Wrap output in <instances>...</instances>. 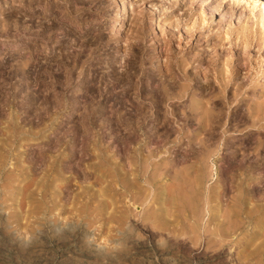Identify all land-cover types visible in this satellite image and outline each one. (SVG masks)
<instances>
[{"label": "rangeland", "instance_id": "obj_1", "mask_svg": "<svg viewBox=\"0 0 264 264\" xmlns=\"http://www.w3.org/2000/svg\"><path fill=\"white\" fill-rule=\"evenodd\" d=\"M260 15H264V0H0V216L4 214L0 227L5 228H0L4 231L0 234V264H96L97 260L98 264H264V145L258 148L255 140L258 133L264 136V129L239 121L230 107L229 116L223 119L229 129L219 148L211 143L206 150L199 140L207 139L210 144L215 139L208 132L194 139L192 133L179 130L180 123L171 112L174 101L166 104L162 100L161 106L154 107L155 97L138 92L137 82L147 79L139 68L128 65L132 59L138 65L143 57L146 70L164 66V40L169 41L172 52L203 50L206 59L217 53L221 62L233 57L235 63L240 56L244 58L240 80L247 85L242 96L246 106H241L244 112L240 116L247 120L248 100L251 105L252 98H264V25L258 24ZM136 28L143 33L135 34ZM136 36L143 44L141 56L138 53L134 58ZM206 62L200 66L210 70V79L214 74ZM196 126L193 123L191 128ZM215 134L212 136L217 138ZM140 151L150 156L155 153L149 170L159 168L161 172L165 167L168 171L157 179L152 191L143 189L132 200V194L115 179L126 175L130 157ZM213 159L218 165L217 179ZM186 165L193 166L192 175L203 170L206 188L221 190L220 202L212 201L209 211L198 205L200 191L185 186L193 179H174L173 172ZM182 180L185 190L179 187ZM240 181L253 190L248 193L250 201L235 208ZM84 242L93 245L91 248L98 246L102 253L114 251L117 255L114 260L104 258L105 263L89 256ZM22 247H26L25 253Z\"/></svg>", "mask_w": 264, "mask_h": 264}, {"label": "bare ground", "instance_id": "obj_2", "mask_svg": "<svg viewBox=\"0 0 264 264\" xmlns=\"http://www.w3.org/2000/svg\"><path fill=\"white\" fill-rule=\"evenodd\" d=\"M130 3V2H129ZM131 3H132V1H131ZM127 5H128V3H127ZM215 9V8H214ZM212 10V12L211 13H213V12H215V10H213V9H211ZM175 11V10H174ZM157 17V16H156ZM135 19V18H134ZM132 20V19H131ZM136 20V19H135ZM258 24H259V22H260V25L262 24V25H264V15H260L259 17H258ZM139 21V20H138ZM133 22H134V20H133ZM132 21H131V23H133ZM134 24V23H133ZM136 24H138V22L136 23ZM135 24V25H136ZM132 25V24H131ZM134 25V26H135ZM139 25V24H138ZM138 25H136V26H138ZM140 26V25H139ZM132 27H133V25H132ZM151 29V28H150ZM134 30L135 29H133V32H134ZM139 30H141L140 28H139ZM131 32H132V30H131ZM140 31H138V28H136V33L135 34H137V33H139ZM142 32V31H141ZM140 32V33H141ZM229 32V31H228ZM143 33V32H142ZM145 33V32H144ZM230 33V32H229ZM140 35V34H139ZM145 35V34H144ZM143 35V36H144ZM154 36V35H153ZM132 37H134V36H132ZM132 37H128V39L129 38H131L132 39ZM137 38H139V40H136V43H134V44H136V46H135V50L137 49L138 51H136V55H135V57L134 58H136V56L138 55V53H140L139 51V49L141 48V46L142 45H140V44H143V42H142V40H141V37H142V34H141V37L140 36H136ZM135 37V38H136ZM241 38V37H240ZM99 39V38H98ZM124 39V38H123ZM127 39V38H126ZM115 40V39H114ZM121 40V39H120ZM133 40H134V38H133ZM144 40V39H143ZM158 40V39H157ZM127 41V40H126ZM131 43V42H130ZM163 43H164V46H165V49L164 50H166L167 51V55H166V59H165V62H164V66H155V68H150L149 70H146L145 69V67H144V61L143 60H141V59H143V57H139V59H140V62H139V64L138 65H136V63H135V59H132L131 61H130V63L128 62V65L130 66V67H137V68H139L140 69V71H141V76H144L146 79H147V81H145L144 80V82H143V80L141 79V80H139L140 82L138 83L137 82V88L139 89V91L138 92H142V93H145V95H148V96H150V97H155V100H157V102H155L154 103V107L156 106V107H159V106H161V103H162V100H164L165 102L168 100H173L174 102V104H173V108H172V110H171V112L173 113V115H174V117H175V119H176V122H178V123H180V128H179V130H181V131H183L184 133H192V135H195V138L194 139H197L196 137H198V135L200 136V134L202 133V134H205V133H203V132H208L210 135H211V139H215L214 140V142H211L210 141V144L208 143V141H207V139L206 140H204V139H200L199 140V143H201V145L202 146H204L205 148H206V150L207 149H209V147H211L212 145H211V143L213 144V143H215L216 145V147H218V146H220V145H218L219 143H220V140L223 138V137H225V136H223V134H225V132H227L228 131V129L229 128H227L228 126H225V125H223V124H225L224 122H223V119H226L225 118V116H229V114L230 113H228V110H229V108L231 107H233V109H235V112H237V114L239 115V121H243V123H249L248 125H250L251 127H257V129L258 128H262V129H264V98H262V97H264V96H262L261 98L262 99H253L252 98V100H250V101H252L251 102V105L249 104V100H248V103H247V111L245 112L247 115H249L250 116V118H248L247 117V120L246 119H242V117L240 116V114L242 113V112H244V111H241L242 109H241V106H243V104H244V102H246V101H243V98H242V96L244 95L243 94V88H244V86H247V85H245L246 83L245 82H243V79L242 80H240V71H241V69L242 68H244L243 67V62H242V59H244V58H240V54H237V56H239L238 57V59H236L237 60V62L235 63V61L234 60H232L233 59V57H232V59H222L223 61L221 62V60H220V56L217 54V53H213L211 56H208V59H206L205 58V56H203V54H204V51L202 50V52H191V51H187V50H185V49H183V48H180V49H178L177 50V52H172V49H171V47L169 46V44L167 45V43H169V41H163ZM163 43L161 44L162 46H163ZM245 45V44H244ZM145 46V45H144ZM131 48H133V47H131ZM164 48V47H163ZM244 48H246L245 46H244ZM134 49V48H133ZM145 49V48H144ZM141 50H143V49H141ZM225 51H227V50H225ZM133 53V52H132ZM134 53H135V51H134ZM159 53H161V52H159ZM226 53H229L228 51L226 52ZM232 53V52H231ZM240 53V52H239ZM143 55H144V53H143ZM147 55V54H146ZM160 55V54H159ZM133 56H134V54H133ZM140 56H141V53H140ZM229 57H230V55H229ZM228 58V57H227ZM235 58H236V56H235ZM146 59V58H145ZM144 59V60H145ZM208 60V62L211 64V66H212V73L214 74V76H210V79H209V71H207V69H205V68H201V66L200 65H203V63H205V61L206 60ZM241 59V60H240ZM137 62V61H136ZM208 62H206L207 64H209ZM220 63H222V65L220 64ZM215 64H216V67H215ZM219 64H220V67H219ZM157 65V64H156ZM207 66V65H206ZM205 66V67H206ZM143 67H144V69H143ZM161 67H163V68H161ZM208 67V66H207ZM247 68V67H246ZM133 69V68H132ZM133 70H135V69H133ZM248 71V70H247ZM137 72V71H136ZM134 73V72H133ZM138 73V72H137ZM133 77V76H132ZM137 78V77H136ZM140 78V77H139ZM211 78H212V80H211ZM69 79V78H68ZM158 79H160V81L159 82H156V81H158ZM132 80V79H131ZM130 80V81H131ZM135 80V79H134ZM201 81H203V83L201 84ZM206 83H205V82ZM258 81V80H257ZM136 82V81H135ZM146 82V83H145ZM134 83V82H133ZM205 83V84H204ZM252 83V82H251ZM135 84V83H134ZM133 84V85H134ZM248 84V83H247ZM256 84V83H255ZM251 85V87H252V84H250ZM262 85V84H261ZM129 86H130V84H129ZM136 86V85H135ZM256 86V85H255ZM132 87H134V86H132ZM131 87V88H132ZM133 89V88H132ZM205 89H207V90H205ZM245 89V88H244ZM136 90V89H135ZM136 91V92H137ZM206 92V94H205V96L203 95V93H205ZM129 92V91H128ZM138 92H137V94H138ZM250 92V91H249ZM261 92H264V91H261ZM199 95V96H198ZM201 95V96H200ZM146 98V97H145ZM250 99V98H249ZM154 100V101H155ZM245 100V99H244ZM145 103V102H144ZM144 103L141 105V106H145L144 105ZM156 104V105H155ZM166 104H167V102H166ZM249 104V105H248ZM131 105V104H130ZM162 105H164V103L162 104ZM245 105V104H244ZM139 106V105H138ZM141 106H139V107H141ZM246 106V105H245ZM136 107V106H135ZM138 107V108H139ZM142 108V107H141ZM163 108V107H162ZM161 108V109H162ZM144 109V108H143ZM159 109V108H158ZM158 109H156V110H158ZM160 109V110H161ZM132 110H134V109H132ZM140 110V109H139ZM147 110V109H146ZM130 111V110H129ZM135 111V110H134ZM136 111H138V109H136ZM143 110H141V112H142ZM143 112H146V111H143ZM234 112V113H235ZM130 113V112H129ZM228 113V114H227ZM232 113V112H231ZM233 113V114H234ZM135 114V113H134ZM245 114V115H246ZM132 115V114H131ZM139 115V114H138ZM144 116V115H143ZM146 116V115H145ZM234 116H235V114H234ZM242 116H243V118L245 117L243 114H242ZM135 117V116H134ZM139 117V116H138ZM137 117V118H138ZM238 117V116H237ZM143 118V117H142ZM163 118V117H162ZM233 118V117H232ZM235 118V117H234ZM136 120V119H135ZM163 120V119H162ZM228 120H229V118H228ZM236 120H237V118H236ZM236 120H234V121H236ZM246 120V121H245ZM137 122V121H136ZM182 122V123H181ZM227 122V121H226ZM237 122V121H236ZM235 122V126H236V123ZM185 123V124H184ZM193 123H196L197 124V126L196 127H194V128H191V126H193ZM232 123V122H231ZM231 123H230V125H231ZM234 123V122H233ZM242 123V124H243ZM130 124H131V122H130ZM177 124V123H176ZM172 125V124H171ZM185 125V126H184ZM223 125V126H222ZM238 126V125H237ZM249 127V126H248ZM157 128V127H156ZM231 128V127H230ZM157 131V130H156ZM136 132V131H135ZM257 132V131H256ZM171 133V132H170ZM214 133H216V134H218V137L217 138H214L212 135L214 134ZM137 134V133H136ZM185 134V135H186ZM215 134V135H216ZM139 135V134H138ZM170 135V134H169ZM191 135V134H190ZM130 136V135H129ZM186 136H188V135H186ZM185 136V137H186ZM244 136V135H243ZM99 137V136H98ZM216 137V136H215ZM248 137V136H247ZM131 138H133V137H131ZM169 138V137H168ZM189 138H191V137H189ZM193 138V137H192ZM202 138V137H201ZM137 139V138H136ZM135 139V140H136ZM141 139V138H140ZM187 139H188V137H187ZM211 139H209V140H211ZM254 139V138H253ZM135 140H133V141H131V142H134ZM175 140V139H174ZM248 140V139H247ZM256 143H257V146H258V148L260 147L261 148V145H264V136H260L259 135V133H258V137H256ZM180 141V140H179ZM190 141V140H189ZM213 141V140H212ZM246 141V140H245ZM102 142V141H101ZM160 142V141H159ZM241 142V141H240ZM242 142H243V140H242ZM255 142V141H254ZM150 143V142H149ZM198 143V144H199ZM136 144V143H135ZM144 144V143H143ZM196 144V143H195ZM244 144H246V143H244ZM243 144V145H244ZM146 145V144H145ZM152 145V144H151ZM159 145V144H158ZM190 145V144H189ZM189 145H188V147H189ZM193 145V144H192ZM211 145V146H210ZM141 146V145H140ZM184 146V145H183ZM238 146V145H237ZM245 146V145H244ZM134 147V146H133ZM146 147V146H145ZM161 147V146H160ZM142 148V147H141ZM140 148V149H141ZM149 148H150V146H149ZM179 148V147H178ZM190 148V147H189ZM193 148V147H192ZM197 148V147H196ZM219 148V147H218ZM230 148V147H229ZM244 148V147H243ZM249 148V147H248ZM199 149H200V146H199ZM199 149H197V150H199ZM245 149V148H244ZM95 150V149H94ZM135 150V149H134ZM143 150V149H142ZM141 150V151H142ZM153 150H155V149H153ZM195 150V149H194ZM194 150H193V152H194ZM201 150V149H200ZM237 150V149H236ZM240 150V149H239ZM261 150L262 151H264V147H262L261 148ZM139 151V150H138ZM138 152V153H136V155H135V157H130V160L128 161V166H129V169L127 170V172H126V175L125 176H123V178H118L117 177V179H115V183L116 182H121L123 185L122 186H124V188L126 189V191L128 192V193H130V195L132 194V196H130V198H132V200H135V199H137L138 198V196H140V193H141V191L143 190V189H151V191L153 190L152 188L155 186V182L157 181V179L161 176V175H164L165 173H166V170H167V168H165L164 166H163V164H161L164 168H162L163 170H161V172H159L158 171V169L157 168H151L150 170L148 169V164L150 163V158L152 157V156H154V151L152 152V156H150V155H144V153H142V152ZM188 151H190V150H188ZM216 151H217V149H216ZM228 151V150H227ZM230 151V150H229ZM235 151V150H234ZM247 151V150H246ZM255 151V150H254ZM146 152V151H145ZM149 152V151H148ZM157 152V151H156ZM191 152V151H190ZM208 152V151H207ZM207 152H205V153H207ZM253 152V151H252ZM257 152V151H256ZM128 153V152H127ZM126 153V154H127ZM197 153V152H196ZM220 153V152H219ZM218 153V154H219ZM233 153V152H232ZM258 153V152H257ZM262 153H264V152H262ZM114 154V153H113ZM150 154V153H149ZM177 154H179V153H177ZM193 154V153H192ZM200 154V153H199ZM214 154V153H213ZM181 155V154H180ZM189 155H190V153H189ZM194 155V154H193ZM208 155V154H207ZM235 155V154H234ZM257 155V154H256ZM260 155V154H259ZM109 156V155H108ZM119 156V155H118ZM123 156V155H122ZM158 156V155H157ZM186 156V155H185ZM185 156H183V157H185ZM188 156V155H187ZM195 156V155H194ZM193 156V157H194ZM200 156V155H199ZM204 156V155H203ZM202 156V158L204 159L205 158V156L203 157ZM210 156V155H209ZM212 156V155H211ZM230 156H232V155H230ZM229 156V157H230ZM243 156H245V155H243ZM117 157V156H116ZM189 157V156H188ZM190 157H192V156H190ZM213 157V156H212ZM262 157H264V156H262ZM152 158H154V157H152ZM195 158V157H194ZM197 158V157H196ZM227 158V157H226ZM233 158V157H232ZM245 158V157H244ZM179 159V158H178ZM234 159H235V157H234ZM242 159V158H241ZM255 159V158H254ZM153 160V159H152ZM215 159H213L212 160V166L214 167V171H215V179H217V177H219V171H218V165L215 163V161H214ZM231 160V159H230ZM238 160V159H237ZM249 160V159H248ZM259 160V159H258ZM114 161V160H113ZM155 161V160H154ZM203 161H205V160H202V162ZM234 162H235V160H233ZM242 161H244V159L242 160ZM160 162V161H159ZM259 162V161H258ZM262 162H264V160H262ZM124 163V162H123ZM156 163H157V160H156ZM162 163V162H161ZM232 163V162H231ZM239 163H240V161H239ZM246 163V162H245ZM249 163V162H248ZM257 163V162H256ZM255 163V164H256ZM125 164V163H124ZM165 164H167V163H165ZM202 164V163H201ZM219 164V163H218ZM238 164V163H237ZM240 164H242V163H240ZM262 164H264V163H262ZM152 165H154V164H152ZM200 165V164H199ZM205 165V164H204ZM246 165V164H245ZM250 165V164H249ZM123 166V165H122ZM149 166H150V164H149ZM159 166V165H158ZM180 166V165H179ZM257 166V165H256ZM152 167H154V166H152ZM193 166L192 165H186V167L184 168V169H181L180 170V172H177L176 170L173 172V177H174V179H184V180H186V179H195L194 180V182H193V180H192V182H186V185L185 186H188L189 185V188H191L192 190H196L197 192H199L200 191V193H201V197H202V200H201V202H198V205H201L203 208H205V209H207V211H209V209L210 208H208V207H210V204H211V202L212 201H217V203H219L220 202V200L218 199L219 197H221L220 195H219V191H221V190H218V188H206V185H205V182H206V179H205V174H203V170L201 171V170H199L198 171V173L196 172V175H192V171H191V168H192ZM202 167V166H201ZM200 167V168H201ZM204 167V166H203ZM242 167V166H241ZM104 168V167H103ZM119 168V167H118ZM121 168V167H120ZM182 168V167H181ZM229 168V167H228ZM244 168V167H243ZM252 168V167H251ZM106 169H107V167H106ZM161 169V168H160ZM170 169V168H169ZM245 169H246V167H245ZM110 170V169H109ZM178 170V169H177ZM253 170V169H252ZM123 171V170H122ZM168 171V170H167ZM172 171V170H171ZM170 171V172H171ZM247 171H249V169H247ZM260 172V171H259ZM114 173V172H113ZM172 173V172H171ZM252 173V172H251ZM170 174V173H169ZM208 174V173H207ZM115 175V174H114ZM242 176H243V174H241ZM246 175H248V174H246ZM86 176V175H85ZM121 176V177H122ZM245 176V175H244ZM169 177V176H168ZM213 177H214V174H213ZM234 177V176H233ZM241 177V176H240ZM239 177V178H240ZM100 178V177H99ZM110 178V177H109ZM237 178V177H236ZM242 178V177H241ZM246 178V177H245ZM243 179V178H242ZM113 180H114V178H113ZM184 180H182L181 181V184L179 185V187H180V189L182 188V186H184L183 184L185 183V181ZM109 181H111V180H109ZM245 181V180H244ZM112 182V181H111ZM140 182H143V184H141ZM231 182V181H230ZM233 182V181H232ZM110 183V182H109ZM115 183H113V184H115ZM159 183H162V181L160 182L159 181ZM164 184L166 183V182H163ZM176 183H178L177 181H176ZM112 184V185H113ZM156 184H157V182H156ZM163 184V185H164ZM167 184V183H166ZM220 184V183H219ZM119 185V184H118ZM235 185V184H234ZM113 186H115V185H113ZM112 186V187H113ZM175 186V185H174ZM174 186H173V189H174ZM119 187V186H118ZM164 187H165V185H164ZM170 187V186H169ZM177 187V186H176ZM232 187V186H231ZM115 188V187H114ZM117 188V187H116ZM115 188V189H116ZM166 188V187H165ZM172 188V187H171ZM237 188H238V194H237V196H236V200H235V208H236V206H238L239 208L242 206V205H244V203L245 202H247V201H250V200H248L249 199V194L248 193H250L252 190H253V188H249V189H246L244 186H242L241 185V181H240V183H239V185H237ZM124 189V190H125ZM147 189V190H148ZM166 189H168V187L166 188ZM165 189V190H166ZM183 189V188H182ZM181 189V190H182ZM183 190H185V189H183ZM261 190V189H260ZM116 191V190H115ZM150 191V190H149ZM157 191V190H156ZM173 191V190H172ZM175 191V190H174ZM227 191V190H226ZM225 191V192H226ZM148 192V191H147ZM165 192V191H164ZM176 192H177V190H176ZM142 193H143V191H142ZM157 193H158V191H157ZM185 193V192H184ZM187 193V192H186ZM218 193V194H217ZM235 193V192H234ZM252 193V192H251ZM118 194V193H117ZM125 194V193H124ZM146 194V193H145ZM148 194H150V196H151V194L152 193H149L148 192ZM167 194H171V193H169V190H168V193ZM177 194H179L178 192H177ZM183 194V193H182ZM188 194V193H187ZM198 194V193H197ZM176 195V194H175ZM174 195V196H175ZM185 195V194H184ZM113 196V195H112ZM115 196V195H114ZM113 196V197H114ZM153 196V195H152ZM163 196V195H162ZM178 196V195H177ZM225 196V195H224ZM148 197V196H147ZM167 198H169V196H166ZM165 197V198H166ZM180 197V196H179ZM184 196H182L181 198H183ZM189 197H191V196H189ZM197 197V196H196ZM226 197V196H225ZM96 198V197H95ZM124 198H125V196H124ZM149 198V197H148ZM153 198V197H152ZM151 198V199H152ZM185 198V197H184ZM193 198V197H192ZM111 199H114V198H112L111 197ZM150 199V200H151ZM162 199V198H161ZM179 199V198H178ZM255 199V198H254ZM121 200V199H120ZM132 200H130V201H132ZM146 200H147V198H146ZM145 200V201H146ZM168 200V199H167ZM170 200V199H169ZM188 200V199H187ZM117 200H115V202H116ZM138 201V200H137ZM144 201V202H145ZM152 201V200H151ZM153 201H156V200H154L153 199ZM152 201V202H153ZM161 201V200H160ZM179 201V200H178ZM182 201V200H181ZM186 201V200H185ZM223 200H222V198H221V202H222ZM100 202V201H99ZM127 202H129V200H127ZM176 202V201H175ZM183 202V201H182ZM189 202V201H188ZM196 202V201H195ZM106 203V202H105ZM136 203H138V202H136ZM147 203H149V202H147ZM214 203V202H213ZM212 203V204H213ZM126 204V203H125ZM142 203H140V205H141ZM152 204V203H151ZM163 204H164V202H163ZM165 204H166V202H165ZM184 204H186V202L184 203ZM260 204V203H259ZM103 205V204H102ZM116 205V204H115ZM145 205H148V204H145ZM157 205V204H156ZM169 205V204H168ZM174 205V204H173ZM178 205V204H177ZM187 205V204H186ZM106 206V205H105ZM137 206H139L138 204H136V206L134 205V207L135 208H137ZM180 206H181V204H180ZM179 206V207H180ZM193 206V205H192ZM220 206V205H219ZM114 207V206H113ZM151 207V206H150ZM149 207V208H150ZM166 207V206H165ZM170 207V206H169ZM183 207H186L185 205L183 206ZM216 207H218V206H216ZM224 207V206H223ZM222 207V208H223ZM234 207V206H233ZM255 207V206H254ZM261 207V206H260ZM119 208V207H118ZM125 208V207H124ZM130 208V207H129ZM133 208V207H132ZM131 208V209H132ZM152 208V207H151ZM176 208V207H175ZM181 208V207H180ZM214 208V207H213ZM221 208V209H222ZM242 208V207H241ZM114 209H115V207H114ZM167 209V208H166ZM174 209V208H173ZM187 209H189V208H187ZM186 209V210H187ZM220 209V210H221ZM232 209V208H231ZM1 210V209H0ZM120 210V209H119ZM172 210V209H171ZM203 210V209H202ZM219 210V209H218ZM223 210V209H222ZM235 210V209H234ZM246 210V209H245ZM244 210V211H245ZM256 210H259V209H257L256 208ZM2 211V210H1ZM146 211V210H145ZM150 211H151V209H150ZM153 211H154V209H153ZM205 211V210H204ZM250 211V210H249ZM148 212V211H147ZM157 212H158V210H157ZM166 212V211H165ZM174 212H176V211H174ZM190 212V211H189ZM212 212V211H211ZM240 212V211H239ZM248 212V211H247ZM113 213H115V212H113ZM150 213V212H149ZM152 213V212H151ZM167 213H168V211H167ZM179 213V212H178ZM185 213V212H184ZM218 213H221V212H216V214H218ZM237 213V212H236ZM116 214V213H115ZM147 214V213H146ZM181 214V213H180ZM191 214H192V212H191ZM200 214V213H199ZM210 214V213H209ZM249 214V213H248ZM256 214V213H255ZM261 214H264V213H261ZM2 215V214H1ZM4 215V214H3ZM2 215V216H3ZM150 215V214H149ZM162 215H163V213H162ZM161 215V216H162ZM220 215V214H219ZM229 215V214H228ZM242 215V214H241ZM253 215V214H252ZM252 215H250V216H252ZM2 216H0L1 217V220H0V222L3 220V217ZM110 216V215H109ZM125 216V215H124ZM135 216V215H134ZM145 216V215H144ZM147 216V215H146ZM151 216V215H150ZM155 216V215H154ZM153 216V217H154ZM157 216V215H156ZM156 216H155V218H156ZM164 216H166V215H164ZM163 216V217H164ZM185 216H187V215H185ZM190 216V215H189ZM188 216V217H189ZM195 216V215H194ZM216 216V215H215ZM235 216V215H234ZM244 216H245V214H244ZM262 216H264V215H262ZM11 217V216H10ZM113 217V216H112ZM118 217H120V216H118ZM152 217V218H153ZM163 217H161V218H163ZM171 217H172V215H171ZM202 217V216H201ZM206 217V216H205ZM220 216H218L217 218H219ZM259 217V216H258ZM6 218V217H5ZM12 218V217H11ZM10 218V219H11ZM13 218L15 219L16 217H14L13 216ZM114 218V217H113ZM121 218V217H120ZM130 218V217H129ZM128 218V219H129ZM177 218H179V217H177ZM180 218H182V217H180ZM190 218H192V216L190 217ZM196 218V217H195ZM230 218H231V216H230ZM251 218V217H250ZM257 218V217H256ZM7 219V218H6ZM13 219V220H14ZM117 219V218H116ZM123 219H126V217H122V219L121 220H123ZM132 219V218H131ZM131 219H129V221L131 220ZM138 219V218H137ZM141 219V218H140ZM147 219V218H146ZM149 219H150V217H149ZM154 219V218H153ZM158 219V218H157ZM156 219V220H157ZM166 219V218H165ZM174 219V218H173ZM183 219H185V217L183 218ZM198 219V218H197ZM211 219V218H210ZM224 219V218H223ZM228 219H229V217H228ZM248 219V218H247ZM253 219V218H252ZM262 219V218H261ZM187 220V219H186ZM193 220V219H192ZM191 219H190V221H192ZM196 220V219H195ZM222 220V219H221ZM225 220V219H224ZM236 220H237V217H236ZM254 220V219H253ZM5 221V220H4ZM7 222H8V220H6ZM15 221H16V219H15ZM120 221V220H119ZM124 221V220H123ZM135 221V220H134ZM141 221V220H140ZM159 221V220H158ZM161 221V220H160ZM171 221V220H170ZM198 221V220H197ZM220 221V220H219ZM244 221V220H243ZM47 222V221H46ZM45 222V223H46ZM126 222V221H125ZM156 222V221H155ZM183 222V221H182ZM193 222V221H192ZM195 222V221H194ZM221 222V221H220ZM235 222H237V221H235ZM1 223H3V222H1ZM122 223V222H121ZM129 222H127V224H128ZM130 223H132V222H130ZM134 223V222H133ZM197 223V222H196ZM233 223V222H232ZM256 223V222H255ZM4 224V223H3ZM54 224V223H53ZM52 224V225H53ZM120 224V223H119ZM124 223H122V225H123ZM126 224V223H125ZM126 224V225H127ZM171 224V223H170ZM173 224V223H172ZM171 224V225H172ZM217 224H218V222H217ZM224 224V223H223ZM41 226H43V224H40ZM48 224H46L45 226H47ZM50 225V224H49ZM51 225V226H52ZM117 225V224H116ZM129 225H132V224H129ZM136 225V224H135ZM225 225V224H224ZM227 225H229V224H227ZM227 225H225V226H227ZM231 225V224H230ZM1 226H2V224H1ZM10 226V225H9ZM8 226V227H9ZM51 226H50V228H51ZM73 226V225H72ZM121 226V225H120ZM119 226V227H120ZM134 226V225H133ZM132 226V227H133ZM217 226V225H216ZM215 226V227H216ZM220 226V225H219ZM5 227H7V226H5ZM53 227V226H52ZM71 227V226H70ZM123 227H125V225L123 226ZM135 227V226H134ZM134 227H133V229H134ZM145 227V226H144ZM144 227H142V228H144ZM196 227V226H195ZM224 227V226H223ZM222 227V228H223ZM255 227V226H254ZM1 229L3 228V230H5V228L4 227H0ZM41 228V227H40ZM54 229H56L57 230V228L56 227H53ZM65 228V227H64ZM66 228H67V226H66ZM72 228V227H71ZM74 228V227H73ZM126 228V227H125ZM129 228V227H128ZM131 228V227H130ZM233 228V227H232ZM6 229H8V228H6ZM49 229V228H48ZM53 229V230H54ZM85 229V228H84ZM117 229H118V227H117ZM127 229V228H126ZM125 229V230H126ZM132 229V228H131ZM217 229V228H216ZM219 229V228H218ZM221 229V228H220ZM226 229H227V227H226ZM225 229V230H226ZM231 229V228H230ZM9 230V229H8ZM38 230V229H37ZM60 229H58V231H59ZM66 230H68V229H66ZM72 230V229H71ZM71 230H69V231H71ZM124 230V231H125ZM129 230V229H128ZM210 230V229H209ZM39 231V230H38ZM42 231H43V229H42ZM48 231V230H47ZM65 231V230H64ZM74 231V230H73ZM80 231V230H79ZM119 231H121V229L119 230ZM130 231V230H129ZM134 231V230H133ZM222 230H220V232H221ZM1 232L3 233L4 231H0V234H1ZM7 232V231H6ZM44 232V231H43ZM42 232V233H43ZM56 232V231H55ZM60 232V231H59ZM59 232H57V234L59 233ZM66 232V231H65ZM81 232V231H80ZM116 232V231H115ZM128 232V231H127ZM127 232H126V234H127ZM215 232V231H214ZM37 233V232H36ZM35 233V234H36ZM40 233V232H39ZM67 233H68V231H67ZM73 233V232H72ZM76 233V229H75V231H74V233L73 234H75ZM84 233V232H83ZM82 233V234H83ZM117 233V232H116ZM132 233V232H131ZM217 233V232H216ZM49 234H51L50 232H49ZM55 234V233H54ZM56 234V235H57ZM69 234V233H68ZM81 234V235H82ZM119 234V233H118ZM121 234V233H120ZM119 234V235H120ZM123 234V233H122ZM125 234V235H126ZM218 234V233H217ZM222 234H223V232H222ZM45 235H47V234H45ZM62 235V234H61ZM63 235H65V234H63ZM71 235V234H70ZM79 235V234H78ZM85 235H86V233H85ZM118 235V237H120ZM124 235V236H125ZM129 235V234H128ZM168 235V234H167ZM219 235V234H218ZM12 236V234L10 235V237ZM34 236V235H33ZM40 235H38V237H39ZM49 236H51V235H49ZM57 236H59V235H57ZM72 236V235H71ZM122 236V235H121ZM130 236V235H129ZM129 236H127L126 237V239H130V238H133V237H135V239H136V236H132V237H130V238H128ZM217 236V235H216ZM6 237V236H5ZM4 237V238H5ZM8 237V236H7ZM37 236H35V238H36ZM61 237H63V236H60V238ZM79 237L80 238H82L80 235H79ZM85 237V236H84ZM116 237H117V235H116ZM168 237H169V235H168ZM217 237H219V236H217ZM223 237V236H222ZM9 238V237H8ZM13 238H15V237H13ZM17 238V237H16ZM15 238V240L16 241H19V240H17ZM31 238H33V237H31ZM34 238V239H35ZM40 238V237H39ZM56 238V237H55ZM65 238H67V235H65ZM173 238V237H172ZM171 238V239H172ZM216 238V237H215ZM221 238V237H220ZM6 239V238H5ZM33 239V240H34ZM69 239V238H68ZM84 239V241H86V238H83ZM117 239V238H116ZM122 239H123V237H122ZM176 239V238H175ZM175 239L174 240H171L172 242L173 241H175ZM198 239V238H197ZM218 239V238H217ZM7 241L8 240H10L11 241V239H6ZM5 240V241H6ZM56 240V239H55ZM63 240H65V239H63ZM67 240V239H66ZM82 240V239H81ZM131 240H134V239H131ZM6 241V242H7ZM29 240H27V242H28ZM60 241V240H59ZM79 241V240H78ZM88 241V240H87ZM116 241V240H115ZM122 241V240H121ZM13 242H14V240H13ZM12 242V243H13ZM23 242V241H22ZM25 242V241H24ZM40 242V241H39ZM57 242V241H56ZM70 242V241H69ZM117 243V246H118V242H119V239H118V241H116ZM125 242V241H124ZM130 242V241H129ZM133 242V241H132ZM135 242V241H134ZM7 243H9V242H7ZM11 243V244H12ZM31 243V242H30ZM65 243V242H64ZM63 243V244H64ZM83 243V242H82ZM81 243V246L83 245ZM86 242H84V244H85ZM120 243H122V242H120ZM22 244V243H21ZM20 244V245H21ZM24 244V243H23ZM36 244L37 243H35L34 245L36 246ZM79 244V243H78ZM77 244V245H78ZM87 244V245H86ZM85 245H84V247H85V251H86V253L87 254H89V256H92V257H95V258H99L100 260H103L104 258H110V259H112V260H114L115 258V256L117 255V254H115L114 253V251L112 252H107V253H102V251L103 250H99L98 249V246H97V248H91L89 245H91V244H88V242L86 243ZM5 245H9V244H5ZM17 245H18V243H17ZM38 245H39V243H38ZM80 245V244H79ZM10 246V245H9ZM9 246H7V247H9ZM12 246V245H11ZM10 246V247H11ZM19 246V245H18ZM29 246V245H28ZM24 247V246H23ZM22 247V251L21 252H23V253H25L24 252V250H26L25 248H23ZM115 247V246H114ZM4 248V247H3ZM13 248H15V247H13ZM18 248H20V247H18ZM34 248V247H33ZM41 248V247H40ZM39 248V249H40ZM100 248V247H99ZM117 248V247H116ZM2 249V248H1ZM11 249V248H10ZM17 249V248H16ZM24 249V250H23ZM29 249V248H28ZM31 249V248H30ZM79 249V248H78ZM103 249V248H102ZM105 249V248H104ZM107 249V248H106ZM113 249V248H112ZM122 249V248H121ZM121 249H118V251H120ZM6 250V249H5ZM108 250V249H107ZM113 250H115V248L113 249ZM37 251H39V250H37ZM41 251V250H40ZM81 251H83V250H81ZM123 251H125L124 249H123ZM6 252V251H5ZM12 252V251H11ZM13 252H14V249H13ZM19 252V251H18ZM17 252V253H18ZM30 252V251H29ZM104 252H106L105 250H104ZM127 252H129V251H127ZM127 252H125L126 254H127ZM38 253V252H37ZM81 253V252H80ZM124 253V254H125ZM2 254V256H3V253H1ZM6 254V253H5ZM19 254V253H18ZM29 254V253H28ZM27 254V255H28ZM31 254V253H30ZM85 254V253H84ZM121 254L123 255V253L121 252ZM7 255V254H6ZM5 255V256H6ZM26 255V254H25ZM42 255V254H41ZM40 255V256H41ZM8 256V255H7ZM22 256H23V254H22ZM43 256V255H42ZM86 256V255H85ZM125 256V255H124ZM27 257V256H26ZM39 257V256H38ZM37 258V257H36ZM40 258V257H39ZM76 258V257H75ZM114 258V259H113ZM29 259V258H28ZM43 259V258H42ZM73 259V258H72ZM80 259L81 258H79L78 260L80 261ZM86 259V258H85ZM92 259V260H91ZM90 259V261H96V260H93V258H91ZM122 259H123V257H122ZM121 259V260H122ZM7 260V259H6ZM40 260H41V258H40ZM71 260V259H70ZM74 260V259H73ZM83 260V259H82ZM81 260V261H82ZM88 260V259H87ZM117 260V259H116ZM2 261H4V260H2ZM39 261V260H38ZM78 261V262H79ZM85 261V260H84ZM97 261H99V260H97ZM97 261H96V264H98L97 263ZM104 262H105V260H103ZM119 261V260H118ZM0 262H1V260H0ZM71 262V261H70ZM74 262V261H73ZM76 262V261H75ZM102 262V261H101ZM103 262V263H104ZM110 262H113V261H110ZM120 262V261H119ZM125 261H123V263H124ZM85 263V262H84ZM93 263V262H92ZM106 263V262H105ZM71 264H72V262H71ZM81 264V263H80ZM88 264V263H87ZM90 264V263H89ZM94 264V263H93ZM102 264V263H101ZM109 264V263H108ZM112 264V263H111ZM115 264V263H114ZM118 264V263H117ZM120 264H122V262H120Z\"/></svg>", "mask_w": 264, "mask_h": 264}]
</instances>
